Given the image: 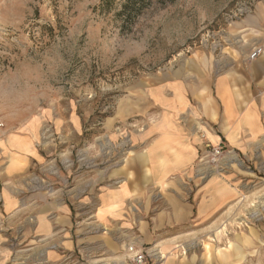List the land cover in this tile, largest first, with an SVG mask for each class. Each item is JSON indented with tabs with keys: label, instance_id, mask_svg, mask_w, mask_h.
Segmentation results:
<instances>
[{
	"label": "rangeland",
	"instance_id": "374dc122",
	"mask_svg": "<svg viewBox=\"0 0 264 264\" xmlns=\"http://www.w3.org/2000/svg\"><path fill=\"white\" fill-rule=\"evenodd\" d=\"M102 1L0 0V264H51L35 251V218L57 213L41 206L67 202L89 180L92 193L118 186L163 85L197 58L211 61L221 33L262 0ZM233 169L232 221L218 242H188L182 257L264 264V150ZM178 246L162 255L179 258ZM228 246L225 260L216 250ZM153 247L141 248V264L162 261Z\"/></svg>",
	"mask_w": 264,
	"mask_h": 264
},
{
	"label": "crops",
	"instance_id": "0c3cea01",
	"mask_svg": "<svg viewBox=\"0 0 264 264\" xmlns=\"http://www.w3.org/2000/svg\"><path fill=\"white\" fill-rule=\"evenodd\" d=\"M218 40L211 61L197 58L193 72L163 85L162 107L138 131L118 186L92 193L89 180L88 187H74L67 202L53 198L41 206L57 213L51 221L35 218V251L44 262L127 264L133 244L159 248V264H206L182 257L181 250L203 237L218 242L217 229L227 227L236 210L233 165L264 150V0ZM255 48L262 53L249 59ZM208 145L223 149L216 165H200ZM26 207H18L20 220ZM192 228L196 235H187ZM171 244L180 245L179 258L162 255L171 254ZM229 248L217 254L225 258Z\"/></svg>",
	"mask_w": 264,
	"mask_h": 264
},
{
	"label": "built area",
	"instance_id": "2783aa9c",
	"mask_svg": "<svg viewBox=\"0 0 264 264\" xmlns=\"http://www.w3.org/2000/svg\"><path fill=\"white\" fill-rule=\"evenodd\" d=\"M261 53H262L261 48H255L249 54L248 58L254 59V58L258 57ZM207 147H208V151L203 157L205 159L204 163L216 165L219 161L221 154H222V148L220 146L211 147L209 145ZM126 249H127L126 251H127L128 255L130 256L129 258L131 259V261H133L136 264L143 263L145 260V255L148 254L146 251L141 250V249L137 250L133 246H129Z\"/></svg>",
	"mask_w": 264,
	"mask_h": 264
},
{
	"label": "trees",
	"instance_id": "16d2710c",
	"mask_svg": "<svg viewBox=\"0 0 264 264\" xmlns=\"http://www.w3.org/2000/svg\"><path fill=\"white\" fill-rule=\"evenodd\" d=\"M103 1H104V0H103ZM103 1H102V2H103ZM138 1H141V0H138ZM128 4H129V2H126V4H124L123 7H124V8H128ZM124 10H125V9H124Z\"/></svg>",
	"mask_w": 264,
	"mask_h": 264
},
{
	"label": "bare ground",
	"instance_id": "6f19581e",
	"mask_svg": "<svg viewBox=\"0 0 264 264\" xmlns=\"http://www.w3.org/2000/svg\"><path fill=\"white\" fill-rule=\"evenodd\" d=\"M129 247V246H128Z\"/></svg>",
	"mask_w": 264,
	"mask_h": 264
}]
</instances>
